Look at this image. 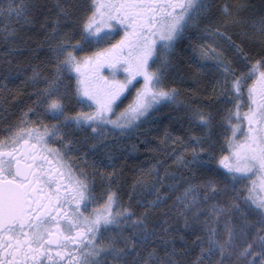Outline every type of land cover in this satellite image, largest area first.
<instances>
[{"label": "snow or ice", "instance_id": "obj_1", "mask_svg": "<svg viewBox=\"0 0 264 264\" xmlns=\"http://www.w3.org/2000/svg\"><path fill=\"white\" fill-rule=\"evenodd\" d=\"M43 7L29 0H7L6 5L0 0V14L11 18L15 13L25 23L42 15ZM55 8L56 18L45 22L51 23L45 43L54 41L49 43L54 63L47 69L40 61L33 66L30 82L43 86L33 90L35 109L28 110L41 109L51 124L28 128L23 127L28 124L24 119L21 127L6 129L9 136L0 140V264H138L136 254L149 242L168 248L161 264H185L174 259L177 249L168 247L173 244L169 222L181 217L185 229L202 227L206 233L207 248L203 237L194 243L201 245L208 264H256L253 257L264 258V195H256V180L242 183L257 173L264 190V0L259 15L254 6L229 0L221 5L213 0H60ZM189 27L203 32L205 42L193 45V50L199 48L204 62L215 61L218 76L212 88L215 100L210 96L204 106L187 108L189 124L201 134L186 130L189 138L180 143L191 160L183 155L177 159L182 165L204 168L207 174L178 197L186 201L182 207L174 202L149 228V213L166 196L158 194L148 201L138 216L122 207L111 190L116 173L107 174L109 186L97 194V172L73 170L63 157L79 150L69 135L71 126L91 127L92 135L109 126L129 132L156 107L175 101L177 89L169 86L168 76L176 66V45L193 34L200 38L199 33H186ZM221 29L235 31L229 35ZM77 32L80 39L73 40ZM117 33L119 38L108 43ZM215 36L230 41L236 50L234 61L221 57L215 41L207 43ZM93 42L104 47L82 52ZM244 46L250 47L246 51ZM235 61L240 62L238 67L232 66ZM105 64L113 77L122 68L124 79L101 75ZM73 75L75 83H66L65 77L70 81ZM134 78L143 83L130 105L117 114L121 94L135 86ZM54 137L58 147H49L47 141ZM188 143L193 147L188 149ZM98 171L104 184L105 174ZM189 190L203 191V201L188 198ZM98 200L103 204L89 211ZM197 203L206 205L202 220L199 209L187 215ZM173 211L175 217L170 215ZM129 225L131 236L124 232ZM109 228L116 231L106 236ZM155 256V249L149 251L143 264H154Z\"/></svg>", "mask_w": 264, "mask_h": 264}, {"label": "trees", "instance_id": "obj_2", "mask_svg": "<svg viewBox=\"0 0 264 264\" xmlns=\"http://www.w3.org/2000/svg\"><path fill=\"white\" fill-rule=\"evenodd\" d=\"M59 2L60 0H29V3L44 6L43 14L30 23H25L24 19L18 18L15 13L11 18L6 13L0 14V137L9 135L6 129L15 128L19 121L26 118L31 121L33 127L40 123L49 126L51 124V120L43 114L41 109H36L34 112L28 111L35 109L33 101L36 97L32 95L33 90L43 86L31 83L30 77L37 61L43 62L45 69L54 63L49 49V43H54V41L45 43V32L51 30V23L45 22L56 18L55 5ZM88 2L90 3L91 0ZM225 2L226 0H213L214 5H221ZM229 2H243L254 6L257 9L256 14L259 15L261 0H229ZM6 3L7 0H5V5ZM28 15H33V13H28ZM41 25H45L43 30ZM213 27L215 28L216 25L213 24ZM221 30L229 35L235 31V29ZM199 37L196 34L187 36L176 45V66L168 76L169 86L177 89L175 101L162 104L160 108L151 113L147 120L139 122V126L134 131L111 134L109 132L104 138L97 132L92 135L93 131H90V128L71 126L69 129L70 137L74 138L73 143L80 141L79 144L75 143L76 147L81 148L78 162L84 166L86 171L97 172L94 178L97 183L95 189L97 194L109 186L107 174L116 173L115 179L111 180V190L118 194L122 207L135 211L138 216L147 208V202L154 200L158 194L167 197L162 205H158L149 213L148 227H153L151 222L162 217V209L168 201L182 194L181 191H185L189 184L198 186L200 178L207 174L206 169L194 164L182 165L177 159L178 156L183 155L187 160H191L190 152L185 151L180 143L181 140L187 141L189 138L186 130L191 128L192 134H201L200 129L189 124L187 108L204 106V102L209 100L210 96L213 101L215 100L212 88L218 73L213 64L209 61L204 62L198 56V47L197 51L193 50V45L203 44L200 35ZM77 39H80L79 32L73 37V40ZM225 39L223 38L224 41ZM232 40L239 43L234 35ZM225 45L219 52L221 57L234 61L236 50L230 47V44ZM244 47L247 51L250 46ZM258 47V45L253 47L252 51L255 52ZM239 64V61H235L232 66L238 67ZM44 74L45 72H41V77ZM65 82L74 84V76L70 81L66 76ZM75 110L68 109L67 111ZM186 147L190 149L193 145L188 143ZM202 159L207 160V157H202ZM98 169L105 174L104 184L100 183ZM193 175L197 179L193 180ZM245 182L249 183L248 180L242 181V183ZM202 196L200 191L194 190L193 197L196 200L201 201ZM170 215L175 217V212ZM183 224V217L179 220L172 219L169 222L168 235L173 237V244L168 247L174 246L177 249L174 259L184 261L185 264H196L197 259L200 258V264H208V257L201 254V245L194 243L204 233L196 232L191 228L185 229ZM115 231L116 229L111 231V234ZM124 232L131 236V226L124 228ZM180 237H183V242ZM203 247L208 246L204 243ZM153 249L156 252L154 264H161L168 248H165L163 243L152 242L136 254L138 264H143L147 253ZM128 259L131 260L132 257L129 256Z\"/></svg>", "mask_w": 264, "mask_h": 264}, {"label": "rangeland", "instance_id": "obj_3", "mask_svg": "<svg viewBox=\"0 0 264 264\" xmlns=\"http://www.w3.org/2000/svg\"><path fill=\"white\" fill-rule=\"evenodd\" d=\"M205 23H207V21ZM187 32L199 33V35L202 38L201 40L203 41V43L205 42V39L203 38L204 34L201 31V29H193V28L189 27L188 29H186V33ZM118 38H119V33H117L110 40H108V43H112L115 39H118ZM223 38H226V37L215 36V37H212V39L207 40V43L213 44V41H215V44H213V46L218 48V51L220 52L226 46L225 44H227V45L230 44L229 40L227 38L225 39V41L223 40ZM100 47H104V44L103 43L96 44V43L93 42L91 44L86 45L85 50L83 49V52H90V51H93L94 49H97V48H100ZM209 62L211 64H213V65L215 64V61L210 60ZM100 73H101V75L106 76V77H108L110 79L111 78L117 79L116 75L113 77L109 70H105V71L100 70ZM73 76H74V80H76L75 75H73ZM123 79H118V80H123ZM137 79L139 80V82H136ZM133 83L135 84L134 87H131L130 90L126 87L125 92L121 94L122 95L121 102L116 106V109H115L117 114H119L122 110L126 109L130 105V103L133 100V97L136 95V89L140 87V84L143 83V80H142V78H134ZM161 105L156 107V109L160 108ZM83 110L87 111L86 108H84ZM241 111L243 112L244 109H241ZM26 120L28 121V124L23 125V127H28V128L33 127L32 124H31V121H29L28 118H26ZM140 122H142V121H140ZM233 123H238V121H233ZM138 126H139V122L136 124V127L133 128L129 132L134 131ZM19 127H21V125L18 123L15 128H19ZM89 128H90V131H93V129L91 127H89ZM109 132L111 134L113 132H118V131H114L111 126L99 129L97 131L98 134H101L99 136H103L104 138L106 137L105 135L109 134ZM118 133H121V132H118ZM123 133H125V132H123ZM126 133H128V132H126ZM7 136H9V135H7ZM57 139H58V137H54L52 140L47 141L48 146L49 147H52V146H57L58 147V145H56V143H55ZM77 148L79 149L78 151H68L67 155L63 157V160L73 170H75L76 168H80V169H84L85 170L84 166H82L81 163L78 162V159H79V156H80L79 153L81 151V148L79 146ZM247 180H248L249 183H251L253 180H256V189H257L256 195H264V190L260 189V184H259L260 177H259V175L257 173H253L252 176L247 177ZM189 191H191V192L190 193H186L187 197L190 198V199L196 200L193 197L194 190H189ZM181 192H182V194L180 193L178 195V197H182V196L185 195V191L182 190ZM200 193H202L203 194L202 197H204L203 191H200ZM178 197L168 201V203L166 204L165 208H168L174 202L178 203L182 207L183 204L186 203V201L185 200H178ZM213 199H215V198H213ZM201 201H203V199ZM103 202H104L103 200H98V201L94 202L93 204H94L95 209H97L100 204H103ZM211 202L212 201H208V203H211ZM205 207H206L205 203H197L194 206H192V210L189 213H187V215L188 216H192L197 211V209H199L203 213V215H201L199 217V219L202 220L204 218V216L207 215V212L204 211ZM165 208L162 209V212H163V210ZM162 212H161V214H162ZM172 213H174V211ZM160 219H163V216ZM157 226H159V225H157ZM151 227L152 226H150L149 228H151ZM114 229L115 228L108 229L105 234H111L114 231ZM194 231L199 232V233H204V234H202V237L204 238L205 244L208 246V244H207V235L204 232L203 228L201 227L199 230H194ZM254 251L258 252V249H254ZM216 255L218 256L219 253L217 252ZM253 259L256 260V264H264V258H261V257L257 256V257H253Z\"/></svg>", "mask_w": 264, "mask_h": 264}, {"label": "flooded vegetation", "instance_id": "obj_4", "mask_svg": "<svg viewBox=\"0 0 264 264\" xmlns=\"http://www.w3.org/2000/svg\"><path fill=\"white\" fill-rule=\"evenodd\" d=\"M100 70H103V71L108 70V66L105 64V65H103V66L100 68ZM116 78H117V79H123V78H124V75H123V69H119V70L117 71ZM249 83H251V80L249 81ZM246 108H247V105H245V109H246ZM245 109H244V110H245ZM6 137H8V136L0 137V140L4 139V138H6ZM64 162H65V161H64ZM68 166H69V165H68ZM88 208H89V211L95 210V207H94V204H93V203L90 204V205L88 206ZM105 235L107 236V235H110V234H105Z\"/></svg>", "mask_w": 264, "mask_h": 264}]
</instances>
